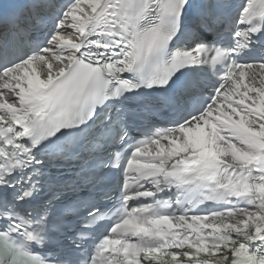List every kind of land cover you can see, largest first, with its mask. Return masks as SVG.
<instances>
[{
	"label": "snow or ice",
	"instance_id": "obj_1",
	"mask_svg": "<svg viewBox=\"0 0 264 264\" xmlns=\"http://www.w3.org/2000/svg\"><path fill=\"white\" fill-rule=\"evenodd\" d=\"M0 264H264V0H0Z\"/></svg>",
	"mask_w": 264,
	"mask_h": 264
}]
</instances>
